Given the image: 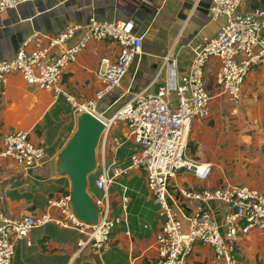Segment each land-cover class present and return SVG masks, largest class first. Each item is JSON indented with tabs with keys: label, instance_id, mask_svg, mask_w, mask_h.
Here are the masks:
<instances>
[{
	"label": "crops",
	"instance_id": "obj_1",
	"mask_svg": "<svg viewBox=\"0 0 264 264\" xmlns=\"http://www.w3.org/2000/svg\"><path fill=\"white\" fill-rule=\"evenodd\" d=\"M211 2L39 0L23 4L0 13V61L14 57L20 48L26 51L44 48L50 39L57 37L67 27L83 25L91 16L100 20L132 22L134 30L143 35L141 54L134 59L120 88L106 95L98 104L99 113L108 119L114 113L109 115V112L124 97L134 96L143 90L150 94L158 91L164 81L155 78L162 58L167 55L169 60L176 61L179 82L186 81L194 52L213 38L223 24V20L210 19ZM237 16L245 21L258 22L264 42V0H243ZM163 25L165 36L160 37L159 30ZM77 40V37L74 38L66 46ZM118 49L114 43L108 44V41L90 43L77 61L63 72L60 87L71 94L76 102L87 101L102 88L97 79L100 60L107 58L111 63H116ZM61 51V48L52 51L49 60ZM218 69V60L211 58L204 72L215 78ZM207 89L213 97L209 105L210 113L206 118L193 121L189 151L196 162L210 164L211 173L205 181L197 180L191 173L188 183L179 180L176 175L175 184L171 182L169 188L188 215L194 213L197 206L180 197L179 188L193 191L230 184L246 186L264 194L263 71L254 68L248 73L237 102H230L225 94L219 93L217 86ZM59 101L60 97L55 99L51 91L28 86L18 73L10 74L3 80L0 94V150L3 138L18 130L31 131L30 140L44 150L42 163L29 171L23 170L12 160H0V214L7 220L18 222L27 215L40 216L48 212V199L70 195L69 180L54 175L53 163L75 131L77 113L71 103L65 100L70 106H62ZM114 126L111 129L113 136L110 132L111 138L123 137L127 132L125 130L121 135H116ZM131 142H125L116 151L112 147L108 149L110 159L115 158L120 167L129 164L133 153L127 157L128 151L123 147ZM133 173L136 172L118 178L122 187L120 197L113 189L114 184L109 189V196H113L110 206L113 202L116 207L114 210L111 208L112 217L123 215V196L128 202L126 219L112 232L111 243L106 251L77 254V241L82 236L75 230L62 229L50 223L33 229L26 239L16 241L11 264L154 263L157 259L155 238L161 231L162 223L145 178L140 176L132 179L130 176ZM124 177H127V185L122 184ZM197 182H203V185L198 187ZM211 208L220 221L225 208L218 204ZM51 214L58 216L56 210H52ZM27 241L30 245H27ZM236 246L238 264H264V230L250 232ZM185 264L222 263L214 259L210 247L197 243Z\"/></svg>",
	"mask_w": 264,
	"mask_h": 264
},
{
	"label": "built area",
	"instance_id": "obj_2",
	"mask_svg": "<svg viewBox=\"0 0 264 264\" xmlns=\"http://www.w3.org/2000/svg\"><path fill=\"white\" fill-rule=\"evenodd\" d=\"M37 1L0 0V13ZM242 1L212 0L210 19L223 20V24L213 38L194 52L184 83L178 80L176 61L169 60L167 55L162 58L155 78L164 81L158 91L150 94L143 90L135 94L108 119L99 113L98 104L120 88L134 59L141 54L143 35L134 30L132 22L100 20L91 16L83 25L67 27L50 39L44 48L33 51L20 48L14 57L0 61V94L5 77L18 73L28 86L51 91L55 99L62 96L73 105L77 114L88 112L104 124L98 144L100 159L97 167L101 171L95 179V187L100 192V197L95 199L100 208L98 224L88 226L80 222L71 211L70 195L67 194L48 199V212L40 216L27 215L12 222L0 214V264H11L16 241L26 239L30 231L50 223L75 230L82 236L77 241V254L106 251L115 226L126 219L128 202L123 196V215L112 217L109 189L129 172L145 175L147 189L160 210L162 227L155 238L157 259L152 264H185L197 243L210 247L217 262L238 264L235 248L240 236L264 230V194L246 186L230 184L198 191L179 188L180 197L197 206V210L188 215L169 188L180 171L192 173L199 181H205L211 173L210 164L198 163L187 154L193 121L206 118L210 113L213 97L203 81L204 68L209 60H218L216 85L219 93L225 94L230 102L239 101L245 78L252 69L259 68L264 75V42L260 24L237 16ZM76 37L75 43L66 46ZM108 40L119 48L117 61L100 60L97 79L102 88L87 101L78 103L60 87L62 73L77 61L90 43ZM57 48L62 51L49 60ZM118 122H127L128 131L123 137L111 138V129ZM30 136L29 130L6 135L0 160H12L25 171L38 167L44 158V150L35 145ZM127 141L141 145L142 151L132 154L126 167L118 166L113 157L108 165L107 147L116 151ZM214 204L225 208L220 221L211 208ZM52 210L58 212L57 217L51 214ZM27 245H30L29 241Z\"/></svg>",
	"mask_w": 264,
	"mask_h": 264
},
{
	"label": "water",
	"instance_id": "obj_3",
	"mask_svg": "<svg viewBox=\"0 0 264 264\" xmlns=\"http://www.w3.org/2000/svg\"><path fill=\"white\" fill-rule=\"evenodd\" d=\"M104 124L88 112L78 113L76 128L54 159L53 173L70 182V208L83 224L95 226L100 208L88 192V177L97 169L96 151Z\"/></svg>",
	"mask_w": 264,
	"mask_h": 264
},
{
	"label": "rangeland",
	"instance_id": "obj_4",
	"mask_svg": "<svg viewBox=\"0 0 264 264\" xmlns=\"http://www.w3.org/2000/svg\"><path fill=\"white\" fill-rule=\"evenodd\" d=\"M164 31H165V26L163 25V27H162V29H160L159 30V32L161 33L159 36L160 37H162V36H165L164 34ZM162 35V36H161ZM149 48H151V44L149 45ZM118 52H119V49H118V51H117V55H118ZM203 81H204V84H205V86H207L208 88L209 87H211V88H214V87H216L217 85H216V81H215V78L214 77H212L210 74L208 75V74H205V72H204V76H203ZM207 87H206V90L208 91V93L210 92V90L209 89H207ZM131 96H133V95H131ZM131 96H126V97H124L123 99H122V101L114 108V109H112L110 112H109V115L110 114H112L113 112H115V110L120 106H122V105H124L126 102H127V99H129ZM130 100V99H129ZM125 102V103H124ZM59 105H62V106H65V105H69L70 106V104L68 103V102H66L65 101V99L62 97V96H60V101H59ZM66 106V107H67ZM113 130H115V131H117L116 132V135H121L122 133H123V131H128V123L127 122H118L115 126H114V129ZM114 131V132H115ZM113 132V131H112ZM111 132V133H112ZM115 134V133H114ZM111 136H113V133L111 134ZM33 142V141H32ZM34 143V142H33ZM111 146H109V148H110ZM123 149H125V150H127L128 151V154H127V157L131 154V153H133V154H135V153H137V154H139L141 151H142V146L141 145H137V144H134V145H132V142L131 143H126V145L123 147ZM109 153H110V150H109ZM108 153V147H107V149H106V161H107V164L109 165V163L111 162V159H110V154ZM187 154L191 157V155H190V151L189 150H187ZM100 150H99V148L97 149V151H96V158H97V162L99 163V159H100ZM100 171H101V168L98 166L97 167V169H96V171L95 172H93L92 174H90L89 175V177H88V192H89V194L94 198V199H97V198H99L100 197V193L98 192V190L96 189V187H95V179L97 178V176H98V174L100 173ZM191 173H189V172H187V171H185V170H183V171H180V172H178L177 173V177H178V179L179 180H183V182H187L188 183V181H189V179H188V175H190ZM144 177L145 178V175L142 173V172H136V173H133V174H131V178L132 179H135V178H137V177ZM127 178V177H126ZM125 177H124V179L122 180V184L123 185H127L126 184V181H125V179H126ZM173 182V184H175V180L174 181H172ZM120 183H121V180L120 179H117L115 182H114V186H113V189H115L116 191H117V195H118V197H120L121 196V193H122V187H121V185H120ZM181 184V182L179 181V185ZM197 184V186L198 187H201L202 185H203V182H197L196 183ZM196 186V185H195ZM113 190H111V192H112ZM193 191H198V190H193ZM113 196L111 195V197L109 196V199H110V201H111V199L113 200V198H112ZM110 208H112V210H114L116 207H115V204L112 202V207L110 206ZM118 208H120L119 206H118ZM159 212H160V210H159V207H158V217H159ZM159 219L161 220V223H162V219L159 217ZM120 225H116L115 226V228H114V230H117L118 229V227H119ZM113 230V231H114ZM111 237H112V235L110 236V239H111ZM244 236H240V239L241 238H243ZM110 243H111V241L109 242V246H110Z\"/></svg>",
	"mask_w": 264,
	"mask_h": 264
},
{
	"label": "trees",
	"instance_id": "obj_5",
	"mask_svg": "<svg viewBox=\"0 0 264 264\" xmlns=\"http://www.w3.org/2000/svg\"><path fill=\"white\" fill-rule=\"evenodd\" d=\"M107 42V41H106ZM109 43H111L109 40H108V44ZM62 75H63V73H62ZM62 77V76H61ZM61 79V78H60ZM190 136V135H189ZM188 150H191V143H189V140H188ZM193 151V150H192ZM126 167V166H125ZM236 248H237V246H236ZM235 248V249H236ZM235 253H236V251H235Z\"/></svg>",
	"mask_w": 264,
	"mask_h": 264
}]
</instances>
